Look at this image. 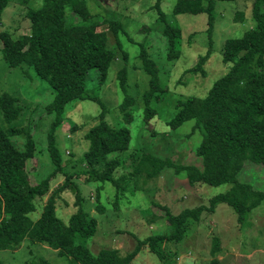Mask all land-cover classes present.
<instances>
[{
  "label": "trees",
  "instance_id": "trees-1",
  "mask_svg": "<svg viewBox=\"0 0 264 264\" xmlns=\"http://www.w3.org/2000/svg\"><path fill=\"white\" fill-rule=\"evenodd\" d=\"M219 1L236 0H176L169 16L160 9V0L155 2L156 30L165 40L167 60L180 56V28L175 17L202 13L207 19L208 49L187 72L205 75L203 67L212 54L215 6ZM7 2L0 0V18ZM66 5L73 8L78 21L72 22L66 17ZM235 16L234 23L243 22L242 11L236 10ZM27 18L30 22L27 34L15 39L6 33L0 34V55L10 69L31 67L39 80L47 84L53 98L46 106L45 115L51 123L41 147L30 131L13 126L22 111L17 98L9 92L0 93V114L6 124L3 127L0 123V250H16L28 239L57 251L59 256L67 258L68 264H130L147 245L150 252L162 260V247L181 240L188 219H197L200 209L185 210L178 216L166 211L171 233L137 242L135 249L124 257L113 249H101L93 254L85 245L95 232L96 221L83 210V197L76 183L79 176H85L86 183L96 192L98 184L109 182L117 193L122 192V182L135 184L141 172L151 178L170 165L169 161H161L149 154L129 151L128 129L113 128L105 121V107L97 90L88 87L92 77L99 85L104 83L111 62L117 59L107 46L109 34L117 35L122 25L115 19L94 22L79 0H41L37 9L27 13ZM251 18L253 28L239 38L224 41L221 61L229 65L228 71L212 83L203 97L189 96L178 101L176 113L167 123L174 130L187 121H194L191 132L198 131L201 135L196 155L202 159V169L178 166L176 172L184 171L190 184L230 185L228 191L209 200L210 209L225 203L234 210L240 224L264 200L263 192L238 179L245 161L264 167V0L253 1ZM138 58L148 79V87L142 94L144 117L148 121L154 114L150 103L162 93L159 70L146 50L141 49ZM123 59L126 61L125 56ZM126 78L127 68L123 65L117 71L118 86L123 94L118 109L123 119L130 123L129 108L134 100L126 92ZM85 100L101 106L99 120L84 135L88 147L80 162L66 165L56 146L54 132L61 124L67 106ZM21 136L23 143L19 148L16 138ZM43 154L53 168L44 178L37 179L39 169L29 165L33 159L41 165ZM124 162L132 163L129 174L132 177L116 178L115 172L124 167ZM58 175L64 177L63 182L50 190L51 181ZM65 191L73 193L76 208L67 224L55 212L57 199ZM42 198L46 199L40 216L32 220L29 214L36 209L35 200ZM102 209L97 207L96 210L101 213ZM208 264L219 262L213 259Z\"/></svg>",
  "mask_w": 264,
  "mask_h": 264
},
{
  "label": "rangeland",
  "instance_id": "rangeland-1",
  "mask_svg": "<svg viewBox=\"0 0 264 264\" xmlns=\"http://www.w3.org/2000/svg\"><path fill=\"white\" fill-rule=\"evenodd\" d=\"M7 1L0 18V34L6 33L15 39L28 33L30 22L27 13L37 9L41 0ZM79 1L85 5L94 22L115 19L122 25L117 35L109 34L107 46L117 59L111 62L104 83L99 85L96 78L92 77L88 85L90 89L97 90L99 100L105 107V121L113 128L128 129L129 151L170 162L156 176L147 178L146 173L141 172L135 184L122 182V192L117 193L115 186L109 182L97 183L99 190L96 192L86 183L85 176H79L76 183L83 197V210L96 221L95 232L85 242L86 247L93 254L101 249H113L120 257H124L135 249L137 242L171 233L165 218L166 211L178 216L185 210L200 209L197 219H188L183 238L162 247V260L144 245L130 264H208L213 259L219 264H264V200L248 213L243 224L238 223L234 210L225 203L210 209L209 200L228 191L230 185L190 184L184 171L177 173L178 166L202 169V159L196 155L201 135L198 131L191 132L194 124L192 120L174 130L167 126L176 113L178 101H184L189 96L203 97L212 83L228 71L229 65L221 61L224 41L239 38L254 27L251 18L254 0L216 3L213 48L203 67L204 76L199 72H187L208 49L205 32L207 19L204 14L175 17L180 28V56L169 61L166 58L165 40L156 30L157 14L153 6L157 0ZM175 1L160 0V9L165 15L171 14ZM236 10L243 12L241 23L233 21ZM65 15L72 22L79 19L69 5L65 6ZM141 49L146 50L149 58L156 63L162 89V93L157 94V98L150 103L154 114L148 121L144 117L142 100L148 79L138 58ZM123 65L127 68L126 92L134 100L129 108L130 123L123 119L118 109L123 94L118 86L117 71ZM30 68L22 66L10 69L0 55V93H11L21 107V114L13 126L30 131L37 144L43 147L51 123L45 115L46 106L53 95L47 84L39 80ZM100 112L98 103L87 100L75 101L67 106L62 122L54 132L55 143L63 155L64 164L76 165L80 162L88 147L84 135L97 125ZM2 121L0 114V123L6 127ZM22 143L23 136L16 138L19 148ZM30 163V168L39 169L37 179L44 178L53 168L46 154L41 156V165H38L37 159ZM131 166V162H124V167L115 172V177H128ZM63 179L62 175L53 178L50 190L57 188ZM238 179L264 193L263 166L245 161ZM45 199L35 200L36 209L29 214L32 220L40 216ZM73 201V193L65 191L55 204L56 216L64 224L76 210ZM97 207H102L103 211L99 213ZM43 263L68 264V260L59 256L57 251L28 239L23 240L16 250H0V264Z\"/></svg>",
  "mask_w": 264,
  "mask_h": 264
}]
</instances>
